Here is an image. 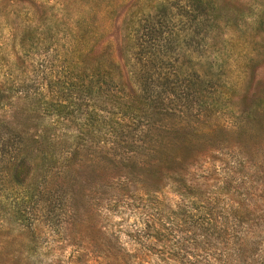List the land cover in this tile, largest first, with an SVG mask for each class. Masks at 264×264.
Here are the masks:
<instances>
[{
    "label": "rangeland",
    "instance_id": "obj_1",
    "mask_svg": "<svg viewBox=\"0 0 264 264\" xmlns=\"http://www.w3.org/2000/svg\"><path fill=\"white\" fill-rule=\"evenodd\" d=\"M201 1L0 0V264H264V0ZM84 67L110 68L133 89L144 69L153 84L198 83L197 73L202 104L171 96L162 132L204 142L179 172L155 173L148 153L142 173L131 154L104 200L70 211L52 199L63 192L52 196L36 145L2 151L1 125L22 103L1 89L23 81L28 104L60 100ZM73 118L46 133L73 142L84 133Z\"/></svg>",
    "mask_w": 264,
    "mask_h": 264
},
{
    "label": "trees",
    "instance_id": "obj_2",
    "mask_svg": "<svg viewBox=\"0 0 264 264\" xmlns=\"http://www.w3.org/2000/svg\"><path fill=\"white\" fill-rule=\"evenodd\" d=\"M198 2L195 3L197 8L201 6ZM76 53L70 55L68 69L78 65ZM114 76L110 68L84 67L80 72L70 73L61 85V92L56 90V97L63 96L62 99L44 101L37 98L34 105L27 102L30 98L28 88L32 84L20 81L15 87L9 85L1 89V92H13L7 97H12L14 103H22V107L16 106L10 119L1 125L6 132L1 138L2 151H21L27 142L36 145L42 161L50 167L46 177L54 183L52 196L58 189L63 192L52 199L55 201L64 197L70 211L87 210V206L104 200L112 181L127 178L131 173L127 170L131 154H134L132 157L140 155L142 173L147 174L151 169L148 153L154 158L152 170L155 173L168 170L179 172L183 166L191 164V158L198 153L194 152V148L204 142L201 139L197 141L192 135L175 139L174 132H162L168 129L165 114L174 115L176 108L172 105L171 96L178 99L183 108L191 101L197 108L202 104L199 94L202 88L198 86L201 79L197 73L198 83L189 80L188 83L172 85L167 77H163L164 80L153 84L151 75L144 69L136 89L129 82H118ZM74 111L81 117L73 118ZM66 116L73 121L82 120L74 130L84 132L67 145L63 134L46 133L54 132L52 129L56 126L66 125ZM28 132L40 133L26 136ZM44 142L45 147L42 146ZM53 144L60 148L54 150ZM20 153L15 169L17 174L25 168L21 166L25 164V155ZM29 170L30 166L23 178L28 176ZM152 183H148L147 187ZM5 262L17 264L14 260Z\"/></svg>",
    "mask_w": 264,
    "mask_h": 264
}]
</instances>
